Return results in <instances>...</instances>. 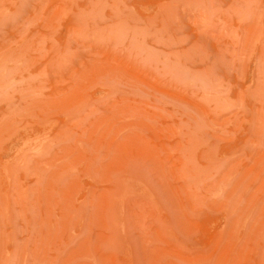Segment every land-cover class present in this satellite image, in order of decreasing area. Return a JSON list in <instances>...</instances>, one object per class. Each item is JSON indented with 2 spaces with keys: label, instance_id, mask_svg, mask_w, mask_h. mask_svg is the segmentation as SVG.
I'll return each instance as SVG.
<instances>
[{
  "label": "rangeland",
  "instance_id": "1",
  "mask_svg": "<svg viewBox=\"0 0 264 264\" xmlns=\"http://www.w3.org/2000/svg\"><path fill=\"white\" fill-rule=\"evenodd\" d=\"M0 264H264V0H0Z\"/></svg>",
  "mask_w": 264,
  "mask_h": 264
}]
</instances>
